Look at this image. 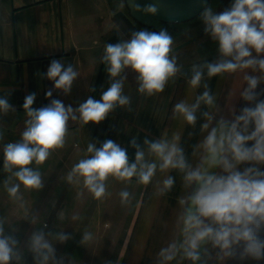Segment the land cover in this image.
<instances>
[{
  "label": "clouds",
  "instance_id": "clouds-1",
  "mask_svg": "<svg viewBox=\"0 0 264 264\" xmlns=\"http://www.w3.org/2000/svg\"><path fill=\"white\" fill-rule=\"evenodd\" d=\"M130 3L135 12L155 15L159 11L157 3ZM123 8L124 0H120L118 9ZM200 19L204 32L218 45L217 58L191 66L188 85L203 91L192 102L181 100L173 108L174 116L192 128L203 120L201 139L192 145L190 155L182 145L180 131L158 138L145 136L142 143L133 137L135 155L131 160L124 147L108 139L99 147L88 143L85 156L64 179L70 185L82 186L99 201L110 195V179L128 184L135 178L143 186L155 180V195L165 196L176 184L175 173L182 188L177 197L175 231L159 249L156 264L264 260V171L259 167L264 165V99H259L262 93L257 91L264 83V0H233L219 13L204 7ZM100 62L105 65L110 86L99 99L89 96L75 109L51 99L47 106L37 109L33 107L36 94L25 97L26 119L20 138L0 147L6 174L3 188L19 207H25L22 188L29 192L43 188L39 166L54 150L64 147L69 121L85 126L89 122L100 124L117 107L132 110L131 98L124 93L126 70L135 73L137 92L147 97L163 93L170 82L184 74L174 54V39L163 29L140 30L119 43H106ZM238 72L243 73L244 81L238 95L252 106L243 107L238 115L233 111L231 119L221 116L213 125L220 108L205 76L211 79ZM78 76L73 65L65 66L60 60H52L45 74L54 89L65 95ZM52 94V90L47 91L46 98ZM9 112H15L14 106L6 96H0V115ZM3 138L0 131V141ZM158 173L161 179H156ZM119 196L122 206L131 203L132 195L127 189L121 190ZM59 215L63 221L64 212ZM37 218L25 216L33 224ZM6 222L0 217V264H23L20 241L6 233ZM68 239L70 236L62 230L34 231L27 240L34 264H62L52 241L63 243ZM93 239V234L85 230L81 243L88 246Z\"/></svg>",
  "mask_w": 264,
  "mask_h": 264
},
{
  "label": "crops",
  "instance_id": "crops-1",
  "mask_svg": "<svg viewBox=\"0 0 264 264\" xmlns=\"http://www.w3.org/2000/svg\"><path fill=\"white\" fill-rule=\"evenodd\" d=\"M232 3L233 0H230L229 6ZM140 30L158 32L156 28L138 21L130 11L124 16L121 9L118 12L111 10L107 0H0V96H6L15 108V112L0 115V126L20 136L26 119L24 99L32 93L36 94L33 107L37 109L47 106L51 99L61 100L65 106L71 105L74 109L89 96L99 99L110 86L105 65L100 62L105 44L119 43ZM171 33L172 30L168 32L172 36ZM217 47L211 39L195 50L193 60L177 57V62L183 65L184 74L175 82H170L163 93L152 97L141 96L137 92L135 73L126 70L124 93L131 98L132 110L117 107L100 124L89 122L85 126L69 121L66 143L57 150L76 151L81 159L86 154L88 143L99 147L105 140L111 139L126 149L131 160L135 155L131 146L133 137L137 138V143H142L145 136L158 138L165 133L171 136L173 132L180 131L182 145L190 155L192 145L201 139L199 128L203 120H198L195 128L188 126L174 116L172 104L174 99L175 104L181 100L192 102L195 95L203 91L202 88L192 90L188 85L191 66L203 61L213 62L217 58ZM52 60H60L65 66L71 64L79 73L68 95L55 90L53 83L45 78ZM205 80L220 108L213 125L221 116L231 119L233 111L238 115L243 107L252 106L238 95L244 86L243 73L211 79L205 76ZM49 90H52V97L46 98ZM257 91L262 93L259 99H264V83L258 86ZM259 167L264 171V165ZM173 175L176 176V184L170 193L163 196L164 205L137 207L136 221L118 228L125 233L112 235L116 242L121 240L114 259L116 264H156L159 249L169 242L175 231L177 197L182 194V188L180 177L175 173ZM6 199L11 206L13 202L8 197ZM7 213L22 215L29 214L30 210L20 207L14 212L10 208ZM6 221L5 231L22 230L19 221L20 224L14 219L7 218ZM18 224L19 228L16 227ZM58 230L52 229L55 232ZM98 236V254L94 255V259L85 261L106 262V246L100 239L107 235ZM67 241L62 246L61 242L52 241L55 254L62 263L78 253L82 257L90 254L88 246L80 245L79 249H74L69 245V239ZM26 253L31 254L28 248ZM26 262L23 259V264Z\"/></svg>",
  "mask_w": 264,
  "mask_h": 264
},
{
  "label": "rangeland",
  "instance_id": "rangeland-1",
  "mask_svg": "<svg viewBox=\"0 0 264 264\" xmlns=\"http://www.w3.org/2000/svg\"><path fill=\"white\" fill-rule=\"evenodd\" d=\"M119 2L120 0H107V5L111 10L118 12ZM229 4L230 0H210L206 7H212L215 12L219 13L229 8ZM121 10L124 16L129 15L126 0H124V8ZM168 26L172 30L171 34L174 39V54L182 60H193L195 50L211 40L210 35L204 32V24L200 19V14L190 21H186V23L170 22ZM156 30L158 32L161 31L159 29ZM0 131L4 134L3 141H0V147H2L3 143L14 142L20 138L19 135L1 126ZM78 161L79 158L76 151H67V149L54 150L48 160L42 166H39V170L43 175V188L39 191L31 192L21 189L25 208L30 210L27 216L29 218L32 215L38 217L36 224H33L25 219L26 214L19 215L16 213V215H8L7 213L10 208L17 212L20 207L14 202L11 206H8V199H6L8 196L3 188V180L6 174L3 172V155L0 153V217L5 214L7 216H5L6 219H14L15 222L19 221L21 223L22 230L14 229L15 231H6V233L14 235L20 241L23 259L27 261L26 264H34L33 255L26 253L27 247L25 245H27V240L34 231L41 228L45 232L52 231V229L62 230L70 236L69 245H72L74 249H79L80 245H83L81 238L85 230L93 234L94 239L87 248V252H90L89 255L87 253V255L82 257V254L78 253L74 258L69 257L68 262H63L62 264H116L114 259L121 240L118 239L119 241L117 240L116 242V238H112V235L125 233L118 231V228L120 229L136 221L135 211L137 207L164 205L163 196L157 197L155 195V180L152 184L143 186L137 184L135 180L125 184L110 179L108 181V192L110 195L99 201L93 199L87 190L82 189V186L70 185L64 179L67 172ZM161 178L158 173L156 179ZM125 189L131 193L132 199L129 205L122 206L119 193ZM81 192L83 193L82 195L79 194ZM61 212H64L63 221H61L59 215ZM74 216L78 218L73 219ZM19 224L16 225L17 228H19ZM44 225H47V227L44 228ZM105 233L107 236L100 240L104 243L102 245L106 246V262L93 263L85 261L94 259V255L98 254V235ZM63 244L65 242L61 243V246ZM227 264H264V260L249 259L241 261L239 259H229Z\"/></svg>",
  "mask_w": 264,
  "mask_h": 264
},
{
  "label": "water",
  "instance_id": "water-1",
  "mask_svg": "<svg viewBox=\"0 0 264 264\" xmlns=\"http://www.w3.org/2000/svg\"><path fill=\"white\" fill-rule=\"evenodd\" d=\"M210 0H135V3L144 6L149 3H157V14H145L135 12L130 0H126L130 14L138 21L150 25L159 30L170 31V22H182L194 18L208 5Z\"/></svg>",
  "mask_w": 264,
  "mask_h": 264
},
{
  "label": "trees",
  "instance_id": "trees-1",
  "mask_svg": "<svg viewBox=\"0 0 264 264\" xmlns=\"http://www.w3.org/2000/svg\"><path fill=\"white\" fill-rule=\"evenodd\" d=\"M175 102H176V99H174V102L172 104V110H173V105H175ZM172 110L170 111V115H171ZM12 264H15V262L13 261Z\"/></svg>",
  "mask_w": 264,
  "mask_h": 264
}]
</instances>
